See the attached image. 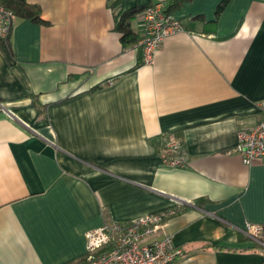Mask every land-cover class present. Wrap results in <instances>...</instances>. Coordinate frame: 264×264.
<instances>
[{
  "label": "crops",
  "instance_id": "crops-1",
  "mask_svg": "<svg viewBox=\"0 0 264 264\" xmlns=\"http://www.w3.org/2000/svg\"><path fill=\"white\" fill-rule=\"evenodd\" d=\"M20 1L45 24L0 40V264H77L87 232L171 209L158 235L182 262L264 264L245 232L264 230V162L233 152L264 118V0H187L150 65L116 24L171 0ZM173 137L182 167L159 159Z\"/></svg>",
  "mask_w": 264,
  "mask_h": 264
},
{
  "label": "built area",
  "instance_id": "built-area-1",
  "mask_svg": "<svg viewBox=\"0 0 264 264\" xmlns=\"http://www.w3.org/2000/svg\"><path fill=\"white\" fill-rule=\"evenodd\" d=\"M14 18L11 11L0 5V40L8 38ZM133 20L141 37L138 42L142 49L141 61L146 65L152 64L154 52L162 41L182 30L179 21L166 13L161 3L145 7ZM180 147L179 139L169 138L160 151L161 164L182 167L183 162L176 157ZM233 152L246 166L264 162V118L237 129ZM175 214L171 209L110 226L104 224L87 232L85 256L77 264H188L182 262L183 251L172 244L169 236L158 235L163 223ZM245 232L264 248L262 226L247 223Z\"/></svg>",
  "mask_w": 264,
  "mask_h": 264
},
{
  "label": "trees",
  "instance_id": "trees-1",
  "mask_svg": "<svg viewBox=\"0 0 264 264\" xmlns=\"http://www.w3.org/2000/svg\"><path fill=\"white\" fill-rule=\"evenodd\" d=\"M186 1L187 0H171L165 9V12L171 14L174 8ZM0 5L11 11L16 18L29 20L38 24H45L40 17L39 7L35 5H31L20 0H0ZM147 6L149 5L130 9L121 14L119 17L116 24V30L121 34V43L123 47H129L139 42L141 37L133 31L131 22L133 21L136 13L142 11ZM1 42L4 45H7L6 39H1Z\"/></svg>",
  "mask_w": 264,
  "mask_h": 264
},
{
  "label": "rangeland",
  "instance_id": "rangeland-1",
  "mask_svg": "<svg viewBox=\"0 0 264 264\" xmlns=\"http://www.w3.org/2000/svg\"><path fill=\"white\" fill-rule=\"evenodd\" d=\"M162 42H163V41H162ZM161 44H162V43H161ZM161 44H160V45H161ZM139 46H140V45H139ZM159 47H160V46H159ZM159 47H158V48H159ZM140 48H141V47H140ZM158 48H157V49H158ZM157 49H156V51H157ZM156 51H155V52H156ZM141 52H142V49H141ZM155 52H154V54H155ZM153 58H154V55H153Z\"/></svg>",
  "mask_w": 264,
  "mask_h": 264
}]
</instances>
